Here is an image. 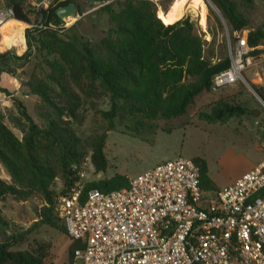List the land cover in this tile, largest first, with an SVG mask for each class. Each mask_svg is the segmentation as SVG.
Masks as SVG:
<instances>
[{"label":"trees","instance_id":"obj_1","mask_svg":"<svg viewBox=\"0 0 264 264\" xmlns=\"http://www.w3.org/2000/svg\"><path fill=\"white\" fill-rule=\"evenodd\" d=\"M27 1L11 0L9 5L18 20L31 22ZM213 2L232 33L250 30L247 42L255 48L252 55L258 58L262 54L259 47L264 46V26L254 27L249 21L247 10L253 8L254 0H229L230 6L222 0ZM70 3L80 10L76 0L53 4L44 22L48 28L39 30L36 36L30 31L26 33L25 55L18 57L3 41L0 43L1 93L9 95L1 87L3 73H9L10 63L30 60L35 46L33 40L49 69L43 78L32 76L23 84L27 89L23 91L25 95L39 99L36 119L26 107L14 103L19 116L11 123L22 139L10 130L0 112V169L11 179L10 182L0 179V202L7 199L32 202L37 216V221L28 229H22L8 220L0 207V264H53L49 244L34 241L26 249L21 247L43 226L67 234L56 199L59 194H69L77 181V169L86 157H91L97 173L107 171L106 133L94 137L88 146L76 131L85 120L86 106L96 108L99 101L108 99L110 109H97V112L109 123L110 130L114 129L116 120L125 119L156 129L159 121L186 115L204 92L211 91L215 75L230 66L229 58L216 59L215 39L206 48L205 35L198 22L190 16L176 23L166 22L159 17L158 7L151 0H122L117 7L108 5L104 11L111 28L96 44L83 43L76 33L71 34L77 24L68 29L59 28L63 21L57 11ZM260 95L264 100V92ZM229 97H221L211 114L205 115L208 121L226 122L247 113L230 103ZM131 130L138 131L139 127ZM194 161L200 168L201 187L218 189L208 175L207 162L200 158ZM58 178L64 187L57 194L53 185ZM128 186L129 178L115 175L88 183L84 195L92 189L108 193ZM76 247L73 243L72 258Z\"/></svg>","mask_w":264,"mask_h":264},{"label":"built area","instance_id":"obj_2","mask_svg":"<svg viewBox=\"0 0 264 264\" xmlns=\"http://www.w3.org/2000/svg\"><path fill=\"white\" fill-rule=\"evenodd\" d=\"M10 1L0 0V37L6 36V24L21 22L26 44V33L47 29L50 7L65 0H33L40 18L30 25L15 17ZM151 1L158 5L159 0ZM203 1L207 8L210 1ZM199 21L209 39L207 17L205 26ZM247 35L233 34L230 66L213 78V92L245 82V73L256 65ZM93 168L86 157L69 194L56 199L67 235L77 244L74 264H264V163L226 187L206 190L194 159L177 157L129 178L128 188L84 195Z\"/></svg>","mask_w":264,"mask_h":264},{"label":"rangeland","instance_id":"obj_3","mask_svg":"<svg viewBox=\"0 0 264 264\" xmlns=\"http://www.w3.org/2000/svg\"><path fill=\"white\" fill-rule=\"evenodd\" d=\"M76 1L80 5V10L75 17L63 21L61 27L68 29L77 24L75 31L71 34L76 33L83 43L96 44L111 28L104 9L112 4L117 7L122 0H112L110 4L103 6H94L86 0ZM209 1L207 11L205 8L197 10V3L195 9L191 6L197 0L184 2L181 19L190 16L193 21L198 22L201 29L198 16L203 18L201 20L203 26H205L207 17L210 37L205 39L206 48L209 49L210 41L215 39L216 59L229 58V52L234 42V33L230 30L213 0ZM176 2L178 0H160L157 5L159 17L166 21L165 12L166 14L170 12ZM33 3V0L27 1L28 10L31 12L28 14L31 22H26L29 25L37 23L40 18V11ZM160 9L163 10L162 13ZM247 14L251 25L263 27L264 0H254V6L247 10ZM201 31L204 33L202 29ZM244 31L250 32L249 29H244ZM3 39L0 37V43L4 42ZM15 39L23 41L22 35H16ZM25 40L26 44L22 52L18 48L5 46L16 56L21 57L28 51L26 35ZM33 44L35 46L32 49L30 60L27 63H10L9 68L13 73H3L4 83L1 84L2 88L9 91V95L0 92V112L5 116L6 125L19 139H22V134L11 123L12 119L19 116L11 97H17L28 109L29 114L36 119L35 108L39 99L34 95H25L24 92L27 89L23 84L27 83L32 76L43 78L49 71L44 63V57L36 51L38 44L34 40ZM259 50L262 51V54L258 56L256 65L245 73V82L241 81L218 92L212 90L204 92L189 108L186 115L176 120L159 121L156 129H150L147 125L141 127L133 119H125L116 120L114 129L110 130L109 123L104 121L97 112V109L98 111L110 109L108 99L99 101L96 108L86 106L83 112L85 120L83 124L77 126V134L83 144L89 146L94 137L106 133L105 153L108 160L106 172L97 173L94 168L89 171V183L108 179L115 175L134 178L167 160L184 157L205 160L208 165L209 177L218 184H225L237 175H242L254 166L264 163V100L260 95V92H264V46H260ZM229 95L228 101L244 108L247 113L239 117L234 116L226 122L208 121L205 115L211 114L221 97ZM137 127H139L138 131L131 130ZM0 179L11 181L2 168L0 169ZM63 185L62 179L58 178L53 185V190L58 194L63 189ZM0 207L7 219L17 223L22 229H28L37 221L35 204L32 202L7 199L0 202ZM34 241L50 245L53 264H74L71 255L73 242L67 234L43 226L32 234L29 242L21 249L28 248V244Z\"/></svg>","mask_w":264,"mask_h":264},{"label":"bare ground","instance_id":"obj_4","mask_svg":"<svg viewBox=\"0 0 264 264\" xmlns=\"http://www.w3.org/2000/svg\"><path fill=\"white\" fill-rule=\"evenodd\" d=\"M187 1L188 0H178V2H176V4L171 9V11L168 12L167 14H165L164 17H165L166 21L169 23L178 22L182 17V11H183L184 4H185L184 2H187ZM196 3H198V5ZM196 5H197V10H199L200 8H205L207 11L206 4L204 3L203 0H197V2H193L191 4V6L194 9L196 8ZM161 13H162V11H161ZM198 18L200 20L199 16H198ZM202 19L203 18H201V20ZM21 25H22V23H20V22H10V23L6 24L5 27L3 28L4 31L6 32V36L3 40L5 42V45H7L9 47H16L22 52V50H24V48H25L23 31L26 28V25L24 27ZM16 35H18V36L22 35L23 41L16 40L15 39Z\"/></svg>","mask_w":264,"mask_h":264},{"label":"water","instance_id":"obj_5","mask_svg":"<svg viewBox=\"0 0 264 264\" xmlns=\"http://www.w3.org/2000/svg\"><path fill=\"white\" fill-rule=\"evenodd\" d=\"M223 3L227 4L230 6L229 0H222ZM78 13L77 6L74 3H70L69 5L65 7H61L57 11V16L62 20V21H67L68 19L75 17ZM9 73H13L12 69H8ZM12 101L16 103L19 107H22L21 101L17 97H11Z\"/></svg>","mask_w":264,"mask_h":264},{"label":"crops","instance_id":"obj_6","mask_svg":"<svg viewBox=\"0 0 264 264\" xmlns=\"http://www.w3.org/2000/svg\"><path fill=\"white\" fill-rule=\"evenodd\" d=\"M160 1V0H159ZM198 4V3H197ZM161 10V9H160ZM161 11H163V10H161ZM165 14H166V12H165ZM12 33V32H11ZM4 83V82H3ZM255 167V166H254ZM253 167V168H254ZM252 168V169H253ZM251 169V170H252ZM249 172V171H248ZM247 172H245V173H243L242 175H237L236 177H234V178H232V179H230V181L229 182H227V183H225V184H218L216 181H213L211 178V180L215 183V185L218 187V188H223V187H226V186H228V185H230V184H232V183H234L238 178H240L241 176H243L244 174H246ZM208 175H209V172H208Z\"/></svg>","mask_w":264,"mask_h":264}]
</instances>
